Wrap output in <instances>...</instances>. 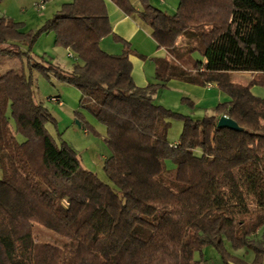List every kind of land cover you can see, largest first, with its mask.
<instances>
[{"label": "trees", "instance_id": "obj_1", "mask_svg": "<svg viewBox=\"0 0 264 264\" xmlns=\"http://www.w3.org/2000/svg\"><path fill=\"white\" fill-rule=\"evenodd\" d=\"M140 1L142 10L113 0L167 54L154 59L157 82L146 87L134 81L131 45L113 34L104 0L64 4L34 32L0 18V264H214L204 255L210 247L222 264H264V98L251 91L264 86V0H179L173 16ZM49 33L80 61L72 71L31 53ZM109 36L121 55L102 50ZM8 65L23 83L11 95ZM233 72L254 78L233 83ZM34 73L77 88L80 109L105 127L109 183L50 134L57 121L37 97ZM172 80L216 85L228 100L201 120L174 113L154 98ZM223 115L243 130L218 128ZM170 120L183 123L175 144Z\"/></svg>", "mask_w": 264, "mask_h": 264}, {"label": "rangeland", "instance_id": "obj_2", "mask_svg": "<svg viewBox=\"0 0 264 264\" xmlns=\"http://www.w3.org/2000/svg\"><path fill=\"white\" fill-rule=\"evenodd\" d=\"M130 1L135 8L142 10L143 5L140 0ZM218 1L221 3L224 0ZM179 2V0H164V2H161V0H149V3L152 6L171 16L177 13ZM142 25L143 36L152 39L151 29L143 22ZM51 37L52 36H48V34L43 35L33 46L31 53L39 58H47L53 63L59 65L65 71H72L73 67L80 63V61L75 58H70L68 55L69 53L66 52L65 49L61 47L55 48L56 46L55 44L53 45ZM152 40L151 43H153ZM151 43L149 41V45H151ZM146 45L147 44H145V46ZM146 50L147 51L144 52L150 54V49ZM159 50L158 53H155L157 55L148 57L150 62L154 63V59L165 57L167 55L163 49ZM194 58L196 60H201L199 54H195ZM0 59H2L1 56ZM147 64L146 76L148 80H150V84H155L157 82L156 74L154 72L155 66H153L152 63L150 64L147 62ZM253 78L254 74L247 72H233L230 76L231 82L241 85H248ZM34 81V88L38 99L44 102L45 106L57 121V128L48 126L50 134L58 143L65 142L77 152L84 169L95 173L99 179L109 183L104 173V162L110 155L105 142L106 129L92 114L80 109L82 100L81 92L73 86L58 81L55 77L47 79L38 73H34ZM251 91L255 96L264 98V86L255 85L252 87ZM53 96H59L63 104L58 105L51 102L50 98ZM154 98L157 105L174 113L190 116L194 120H201L206 115L213 114V109L218 104L228 100V96L221 92L216 85H211L208 88L177 80L170 81L166 88L158 90ZM186 99L195 103V107H190L189 103L185 101ZM78 112L79 115H77ZM6 116L10 120L11 128L15 130V121L11 117V111L9 108L7 109ZM80 121L86 129L83 128ZM78 122L80 125H78ZM170 123L168 140L171 144H175L178 142L183 131V123L179 120H170ZM87 128L90 129L88 133L86 132ZM17 140L23 142L24 138L18 134ZM197 152L200 154L199 151ZM169 166L173 167L172 164ZM2 177L3 173L0 169V179H2ZM39 232H41V240L50 242L51 244L54 243L55 238L47 231L37 229L36 233L38 234ZM52 248V246H48L47 248L49 255L52 252ZM226 248L229 252H233L229 244H226ZM204 255L207 260H211L214 264H222L220 257L213 248H206L204 250ZM235 255L242 257L244 251H239ZM248 255L254 257V254L251 252H249Z\"/></svg>", "mask_w": 264, "mask_h": 264}, {"label": "crops", "instance_id": "obj_3", "mask_svg": "<svg viewBox=\"0 0 264 264\" xmlns=\"http://www.w3.org/2000/svg\"><path fill=\"white\" fill-rule=\"evenodd\" d=\"M72 1L73 0H2L0 3V18L4 17L13 20L16 23H22L24 25L23 32L25 33L30 31L34 32L40 29L48 20H50L58 11H60L64 4L71 3ZM104 2L108 9L113 34L130 43L131 45L132 54L130 56V60L134 67V81L137 86L146 87L148 84H150V80H148L146 76V64L148 62L155 66L153 62L149 61L148 57L157 55L155 53H158L160 50L158 49L155 41L143 36V25L138 18L134 16H127L114 4L113 0H104ZM41 3H44L43 9L39 8ZM136 9L139 10L138 8ZM50 35L52 36V43L54 45L55 35L53 33H49L48 36ZM151 40L153 43H151ZM149 41L151 45H149ZM145 44L147 45L145 46ZM100 46L102 50L111 55H121L124 50L123 45L121 43L115 42L112 36L103 39L100 43ZM23 49L25 50L26 47H23ZM146 49H150V54L144 52L147 51ZM66 52L69 53L68 55L70 58L74 59V56L70 51L66 50ZM139 56L147 57V59L142 60L139 58ZM9 67L10 66L8 65L3 69L6 71V74L4 75L6 90L7 93L11 95L23 89V83L22 80L17 76L15 69ZM207 87L209 88V86ZM254 258L255 257H250L247 254L244 259H246L248 262H252Z\"/></svg>", "mask_w": 264, "mask_h": 264}, {"label": "water", "instance_id": "obj_4", "mask_svg": "<svg viewBox=\"0 0 264 264\" xmlns=\"http://www.w3.org/2000/svg\"><path fill=\"white\" fill-rule=\"evenodd\" d=\"M78 125L79 122H78ZM218 128H227L230 129L232 131H236V132H241L243 129L239 127V125L233 121L232 119H230L229 117L223 115L219 118L218 124H217Z\"/></svg>", "mask_w": 264, "mask_h": 264}, {"label": "built area", "instance_id": "obj_5", "mask_svg": "<svg viewBox=\"0 0 264 264\" xmlns=\"http://www.w3.org/2000/svg\"><path fill=\"white\" fill-rule=\"evenodd\" d=\"M1 1H2V0H0V3H1ZM161 2H164V0H161ZM39 8H40V9H43V8H44V3H41V4L39 5ZM209 86H211V85H209ZM50 100H51V102L56 103V104H58V105H62V104H63L61 98L56 97V96L51 97Z\"/></svg>", "mask_w": 264, "mask_h": 264}]
</instances>
